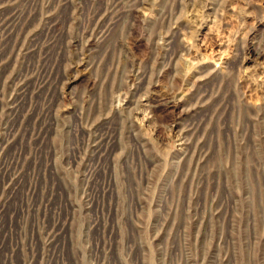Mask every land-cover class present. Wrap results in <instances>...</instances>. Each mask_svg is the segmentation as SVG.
<instances>
[{
  "label": "rangeland",
  "instance_id": "obj_1",
  "mask_svg": "<svg viewBox=\"0 0 264 264\" xmlns=\"http://www.w3.org/2000/svg\"><path fill=\"white\" fill-rule=\"evenodd\" d=\"M0 264H264V0H0Z\"/></svg>",
  "mask_w": 264,
  "mask_h": 264
},
{
  "label": "bare ground",
  "instance_id": "obj_2",
  "mask_svg": "<svg viewBox=\"0 0 264 264\" xmlns=\"http://www.w3.org/2000/svg\"><path fill=\"white\" fill-rule=\"evenodd\" d=\"M175 44V43H174ZM181 49V48H180ZM179 51V50H178ZM182 51V50H181ZM170 52V51H169ZM177 50L175 49H171V56L174 58V56H176ZM181 53V52H180ZM262 55V54H261ZM177 57V56H176ZM173 60V59H172Z\"/></svg>",
  "mask_w": 264,
  "mask_h": 264
}]
</instances>
